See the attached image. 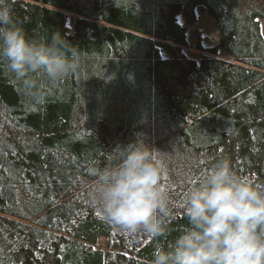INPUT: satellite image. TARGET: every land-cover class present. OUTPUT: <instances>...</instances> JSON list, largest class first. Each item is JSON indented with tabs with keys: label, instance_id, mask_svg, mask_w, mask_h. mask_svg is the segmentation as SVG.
Here are the masks:
<instances>
[{
	"label": "trees",
	"instance_id": "trees-1",
	"mask_svg": "<svg viewBox=\"0 0 264 264\" xmlns=\"http://www.w3.org/2000/svg\"><path fill=\"white\" fill-rule=\"evenodd\" d=\"M201 6L233 61L181 49ZM27 37L54 32L78 68L51 81L0 61V264H150L186 226L183 197L216 159L264 186V38L258 0H11ZM73 13L71 25L67 13ZM216 47L209 51L215 53ZM142 140L164 164L167 233L128 234L91 203L93 169Z\"/></svg>",
	"mask_w": 264,
	"mask_h": 264
},
{
	"label": "clouds",
	"instance_id": "clouds-1",
	"mask_svg": "<svg viewBox=\"0 0 264 264\" xmlns=\"http://www.w3.org/2000/svg\"><path fill=\"white\" fill-rule=\"evenodd\" d=\"M0 61L18 78L42 71L51 81L79 66L77 48L58 31L48 41L27 37L11 0H0ZM159 152L137 139L118 145L93 169L91 203L102 220L128 234L156 239L167 233L158 214L169 204ZM183 207L186 226L153 249L150 264H264V186L238 174L230 158L211 164L185 192Z\"/></svg>",
	"mask_w": 264,
	"mask_h": 264
},
{
	"label": "rangeland",
	"instance_id": "rangeland-1",
	"mask_svg": "<svg viewBox=\"0 0 264 264\" xmlns=\"http://www.w3.org/2000/svg\"><path fill=\"white\" fill-rule=\"evenodd\" d=\"M258 1L264 2V0ZM67 14V24L70 26L73 13L68 12ZM194 16V20L188 21L183 13L176 14L178 23L184 27L185 31V43L180 45L185 55L197 61L203 54L233 61L232 55L219 45V31L213 16L201 6L194 8ZM258 22L261 35L264 38V17H258ZM213 47H216L215 53L209 51Z\"/></svg>",
	"mask_w": 264,
	"mask_h": 264
}]
</instances>
